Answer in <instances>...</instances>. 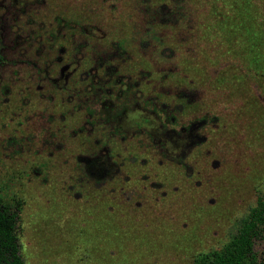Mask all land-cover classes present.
I'll list each match as a JSON object with an SVG mask.
<instances>
[{
  "label": "rangeland",
  "instance_id": "374dc122",
  "mask_svg": "<svg viewBox=\"0 0 264 264\" xmlns=\"http://www.w3.org/2000/svg\"><path fill=\"white\" fill-rule=\"evenodd\" d=\"M0 54L26 264H194L264 192V0H0Z\"/></svg>",
  "mask_w": 264,
  "mask_h": 264
},
{
  "label": "trees",
  "instance_id": "16d2710c",
  "mask_svg": "<svg viewBox=\"0 0 264 264\" xmlns=\"http://www.w3.org/2000/svg\"><path fill=\"white\" fill-rule=\"evenodd\" d=\"M14 205L0 195V264H26L20 241L21 201ZM264 240V192L234 225L228 242L217 250L198 254L194 264H259L257 242Z\"/></svg>",
  "mask_w": 264,
  "mask_h": 264
},
{
  "label": "flooded vegetation",
  "instance_id": "af4514ba",
  "mask_svg": "<svg viewBox=\"0 0 264 264\" xmlns=\"http://www.w3.org/2000/svg\"><path fill=\"white\" fill-rule=\"evenodd\" d=\"M4 62V58L0 54V65Z\"/></svg>",
  "mask_w": 264,
  "mask_h": 264
}]
</instances>
